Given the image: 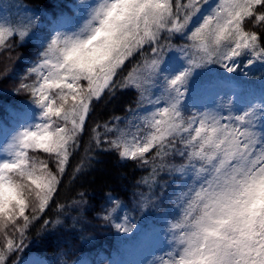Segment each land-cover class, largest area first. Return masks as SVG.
<instances>
[{
	"label": "snow or ice",
	"instance_id": "1",
	"mask_svg": "<svg viewBox=\"0 0 264 264\" xmlns=\"http://www.w3.org/2000/svg\"><path fill=\"white\" fill-rule=\"evenodd\" d=\"M16 45L35 47V58L12 88L30 102L29 120L0 125V264H56L20 254L84 135L148 172L136 184L151 193H140L142 208L168 205L150 236L163 247L142 264H264V77L254 87L203 79L216 66L235 73L241 58L264 64V0H73L57 20L36 9L0 18V51ZM125 92L123 116L89 123L100 102ZM165 176L180 181L173 194ZM85 195L72 204L83 210ZM107 200L103 221L132 232L127 217L113 221L120 201ZM61 223L44 219L41 230Z\"/></svg>",
	"mask_w": 264,
	"mask_h": 264
},
{
	"label": "trees",
	"instance_id": "2",
	"mask_svg": "<svg viewBox=\"0 0 264 264\" xmlns=\"http://www.w3.org/2000/svg\"><path fill=\"white\" fill-rule=\"evenodd\" d=\"M6 1L8 0H4ZM13 1L29 9L43 11L48 21L57 20L62 14L70 15L73 3V0ZM40 27L45 31L49 29L48 23H42ZM34 58L35 47L32 45H16L11 54L7 50L0 51V72L10 68V77H12L0 80V120L7 121L12 113L23 111L30 105L24 95L16 94L12 88ZM244 73H247V76ZM261 77H264V64L256 62L253 65H247L246 58H241L235 73L229 74L223 68L216 66L203 79L205 81L212 79L213 83L220 84L222 78H231L237 87H254L260 83ZM222 96L223 92L220 96H215V100L219 101ZM230 96L229 94L227 98ZM132 100V94L127 92L118 94L114 99H105L98 104L89 123L94 126L95 122L103 124L114 116H123L126 106ZM205 102L211 103V98ZM81 165V171L77 172V167ZM147 176L148 172L136 163L122 161L115 153L100 152L95 149L90 137L84 135L80 149L70 159L59 194L55 197V203L50 204L46 210L47 214L30 229L28 247L20 255L25 259L35 254L41 258H50L56 261V264H60L61 260L65 264H70L84 258L92 264H108L113 252L121 250L123 241L113 225L102 219L104 210H109L113 206L108 202V196L111 195L119 200L140 228L163 224L160 217L168 205L142 208L138 204L141 192L151 195L147 186L136 187L137 181ZM165 180L168 184L163 189L164 193L173 194V189L179 185L180 181L172 184L171 178L165 176L160 180V184H164ZM153 191L156 196H160L159 188H154ZM81 192L86 194L85 199L88 201L83 210L72 204V201L79 198L78 194ZM60 204L65 205L64 210L58 208ZM57 218L62 221L61 224L56 225L55 228L41 230L44 219L52 221Z\"/></svg>",
	"mask_w": 264,
	"mask_h": 264
},
{
	"label": "rangeland",
	"instance_id": "3",
	"mask_svg": "<svg viewBox=\"0 0 264 264\" xmlns=\"http://www.w3.org/2000/svg\"><path fill=\"white\" fill-rule=\"evenodd\" d=\"M0 2H2L0 3V18L4 19H10L13 21L19 20L25 15V9H29L13 0H8L6 2L0 0ZM30 107L31 105H29L25 111H20L13 115V117L9 118L6 123L0 121V125L5 129H11L16 127L18 123L28 121L30 118ZM3 142V137H0V144ZM120 205V207H116L115 211L112 212L113 221L115 223H123L124 218L127 217L130 223L135 224L127 209L122 204ZM113 207L114 205L112 208ZM159 227H161L162 232V225L154 226L151 229L144 228L141 229V231H139V227L137 226L132 232L127 234L117 231L123 238L121 251L118 255L113 254L112 259L109 260V264H142L145 259H151V253L156 252L159 248L163 247L162 235L156 236L150 240L152 230ZM36 258L39 257L33 255L25 260ZM82 260H86L88 264H90L86 258Z\"/></svg>",
	"mask_w": 264,
	"mask_h": 264
}]
</instances>
